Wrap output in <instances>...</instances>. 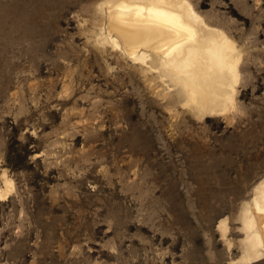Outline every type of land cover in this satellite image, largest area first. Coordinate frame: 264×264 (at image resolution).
Returning a JSON list of instances; mask_svg holds the SVG:
<instances>
[{"label": "rangeland", "instance_id": "1", "mask_svg": "<svg viewBox=\"0 0 264 264\" xmlns=\"http://www.w3.org/2000/svg\"><path fill=\"white\" fill-rule=\"evenodd\" d=\"M101 1L0 0V264H233L264 179V0H189L240 55L234 107L204 117L100 47Z\"/></svg>", "mask_w": 264, "mask_h": 264}, {"label": "bare ground", "instance_id": "2", "mask_svg": "<svg viewBox=\"0 0 264 264\" xmlns=\"http://www.w3.org/2000/svg\"><path fill=\"white\" fill-rule=\"evenodd\" d=\"M97 11L100 47L176 92L181 106L202 117L224 115L234 107L239 52L225 33L197 14L189 0H103ZM7 192L6 186L0 188V198ZM252 194L238 217L243 238L235 245L240 256L233 264L264 260V179ZM217 226L224 238L227 222ZM231 244L226 240L227 247Z\"/></svg>", "mask_w": 264, "mask_h": 264}]
</instances>
